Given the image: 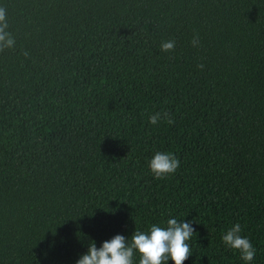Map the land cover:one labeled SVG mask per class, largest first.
<instances>
[{"label": "trees", "instance_id": "obj_1", "mask_svg": "<svg viewBox=\"0 0 264 264\" xmlns=\"http://www.w3.org/2000/svg\"><path fill=\"white\" fill-rule=\"evenodd\" d=\"M0 7V264H76L169 217L195 229L184 264H245L221 239L235 223L264 264V0ZM162 109L175 123L149 125ZM156 151L175 174L153 177Z\"/></svg>", "mask_w": 264, "mask_h": 264}, {"label": "clouds", "instance_id": "obj_2", "mask_svg": "<svg viewBox=\"0 0 264 264\" xmlns=\"http://www.w3.org/2000/svg\"><path fill=\"white\" fill-rule=\"evenodd\" d=\"M8 28L7 11L0 7V52L13 49L16 45V40ZM191 43L193 47H199L198 34L193 36ZM175 46V40H165L161 42L160 49L168 53L174 51ZM198 67L203 69L204 65ZM147 120L151 126L161 122L169 125L175 123L171 113L163 109L150 113ZM179 167V158L168 151H156L148 161V168L156 180L175 174ZM194 234L195 229L190 222L169 217L164 225L153 223L147 230L136 227L130 239L118 234L111 240L104 241L99 248L92 241L87 253L81 255L76 264H135L134 257L137 254L138 264H167L170 259L175 264H184L192 255L190 241ZM221 239L227 248L239 253L245 264H251L254 260L256 248L248 237L242 235L240 223L226 229Z\"/></svg>", "mask_w": 264, "mask_h": 264}]
</instances>
